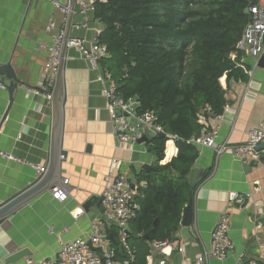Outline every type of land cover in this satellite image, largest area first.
Segmentation results:
<instances>
[{
    "label": "crops",
    "instance_id": "0c3cea01",
    "mask_svg": "<svg viewBox=\"0 0 264 264\" xmlns=\"http://www.w3.org/2000/svg\"><path fill=\"white\" fill-rule=\"evenodd\" d=\"M69 5L71 0H57ZM70 36L90 39L95 31L104 32L105 25L95 12L87 14L90 28L76 27L85 21L76 3ZM64 15L49 0H0V71L4 66L17 77L18 86L10 91L12 82L0 74L6 89L0 88V206L12 200L38 181L36 167L48 168L51 156L53 105L40 94L44 68L48 60L46 46L51 44L47 26L55 21L61 26ZM232 57L235 56L233 53ZM241 60V59H240ZM102 70L108 71L106 62ZM246 78L241 81L221 80L227 105L221 121H209V128L218 127V142L240 145L247 141L248 130L264 117V69L254 67L252 60L245 62ZM98 72L90 68L75 49H68L64 67V118L62 150L66 158L61 167V178L70 179L69 197L65 202L55 200L50 190L23 205L0 223V264H40L55 258L61 249L60 241L50 233L70 228L63 240L68 241L89 231L90 222H102L104 177L118 159V172L133 182L139 190L147 187L142 178L146 167L153 170L158 163L155 147L147 144L125 146L118 142L112 131L107 103L102 96ZM35 90L37 92H31ZM53 92V90H52ZM137 99V98H134ZM201 124H204L201 122ZM205 125V124H204ZM166 144L165 163L178 156L174 144L173 158L168 159ZM199 155L192 167L194 172L210 173L195 192L191 201L193 222L190 227L180 226L169 239L170 256L154 252L149 240L136 234L134 223L129 227V243L136 251L134 264H147L148 258L168 264H200L204 250L211 247V234L220 214L227 208L230 192L246 198L244 206H235L232 212L230 237L235 252L226 261L210 260L204 264H236L244 261H264V151L260 152L258 166L242 164L230 153L216 160L209 147L195 146ZM84 209L85 215L74 219L75 212ZM184 215V213H183ZM109 234L112 246L118 250L117 260L126 259L120 251L119 230ZM179 249L184 251L181 253ZM29 250L32 255L17 263H7L14 254Z\"/></svg>",
    "mask_w": 264,
    "mask_h": 264
},
{
    "label": "trees",
    "instance_id": "16d2710c",
    "mask_svg": "<svg viewBox=\"0 0 264 264\" xmlns=\"http://www.w3.org/2000/svg\"><path fill=\"white\" fill-rule=\"evenodd\" d=\"M248 6L249 0H107L95 6L106 27L100 42L108 48L105 62L119 94L137 98L139 112H154L165 133L178 137V156L170 163L168 136L147 144L155 147L158 163L143 174L147 187L137 197L133 223L142 239L151 233L150 243L172 237L201 184L191 185L199 152L187 141L206 128L202 117L223 114L221 80L246 78L240 57L231 55L250 20Z\"/></svg>",
    "mask_w": 264,
    "mask_h": 264
},
{
    "label": "built area",
    "instance_id": "2783aa9c",
    "mask_svg": "<svg viewBox=\"0 0 264 264\" xmlns=\"http://www.w3.org/2000/svg\"><path fill=\"white\" fill-rule=\"evenodd\" d=\"M51 4L64 15V20L59 26L55 21H51L47 26V32L51 35V44L46 46L48 60L44 68V80L40 86V94L49 101H52V90L55 86L58 67L65 38V29L70 12L69 5H63L57 0H49ZM107 0H75L79 4V13L85 16V21L76 28L87 30L90 28V20L87 16L90 12H95L97 3H106ZM76 13V11H75ZM247 13L250 20L244 29L239 41L235 56L240 57L238 65L246 71L245 62L252 60L254 67H258L260 58L264 55V0H249ZM102 32L95 31L90 39L70 38L67 41V49H75L80 56L86 60L90 68L98 72V81L102 84V96L106 100L107 110L110 115L112 131L118 142L125 146L136 145L141 140L147 138L151 141V136L164 134L169 137V142L175 143L176 136H169L163 127L158 124L157 116L152 111L139 112L140 104L137 99H124L118 92L117 84L109 71L101 69L103 61L110 57L108 48L100 42ZM251 75V72L246 71ZM0 88L6 89V83L0 79ZM31 92H37L30 90ZM206 112H211L207 107ZM215 119L221 121L222 116H215L209 120L202 117L201 122L206 125L200 135L193 136L187 143L198 147H209L216 153V160H219L225 153H230L242 164H250L260 160L258 147L264 143V117L261 122L248 130L247 141L240 145H229L226 142H218V127L208 130L209 121ZM121 162L118 159L112 161V166L108 169L104 177L103 187V214L102 222L93 220L90 222L89 231L64 241L63 235L69 233L70 228L57 232L54 227L50 228V233L60 241L62 246L59 254L55 258L47 259L40 264H134L136 251L129 243V227L138 218L140 210L137 197L140 194L139 188L126 176L118 172ZM38 180L46 173L47 168L36 167ZM70 179L61 180L50 189V192L58 202H65L69 197ZM246 198L237 192H230L227 208L220 214L218 221L211 234V247L204 250L199 258V263L204 264L210 260L226 261L235 252V244L230 237L232 212L235 206H244ZM84 209H78L74 214V219L78 220L85 215ZM119 230V244L126 259L118 262V250L112 246L108 232L112 228ZM173 243L166 239L164 241H154L151 243L154 252H159L163 256H170L167 252ZM179 249V252H183ZM147 264H168L166 259L158 262L153 260V255L148 258ZM236 264H264L259 259L244 261L238 258Z\"/></svg>",
    "mask_w": 264,
    "mask_h": 264
},
{
    "label": "water",
    "instance_id": "95a60500",
    "mask_svg": "<svg viewBox=\"0 0 264 264\" xmlns=\"http://www.w3.org/2000/svg\"><path fill=\"white\" fill-rule=\"evenodd\" d=\"M75 0H71L69 7L70 12L68 14L66 29H65V38L62 47L61 58L58 67V74L55 81V86L52 92V105H53V127H52V139H51V156L49 166L47 168L46 173L39 179L33 186L8 201L5 204L0 206V223L7 218L9 215L17 211L23 205L27 204L35 197L40 194L50 190L53 188L60 180H61V167L62 163L66 158L65 152L62 150V138H63V118H64V95H63V80H64V67L65 60L67 54V41L70 38V30L72 28L73 19L75 15ZM258 67L264 69V55L260 58L258 62ZM102 69V66H101ZM0 74L6 75L9 79L12 80L10 83L9 89L13 91L14 88L18 86L17 77L15 73L10 69V66H4L0 71ZM166 136L164 134H159L158 136H151V140H162L165 139ZM149 141L147 138H144L140 141V144H147ZM258 151H264V143L258 147ZM259 162H252L248 169L258 166ZM151 167H146L145 171L150 172ZM210 173V170H206L205 172H194V178L191 181V185L193 187L198 186L200 183L206 180ZM100 202H103V198H101ZM193 222V207L190 202L188 206L184 210L182 226L190 227ZM149 233L145 238L150 240ZM122 252V248H120ZM32 255V252L29 250H22L7 260V263H17L20 260Z\"/></svg>",
    "mask_w": 264,
    "mask_h": 264
},
{
    "label": "bare ground",
    "instance_id": "6f19581e",
    "mask_svg": "<svg viewBox=\"0 0 264 264\" xmlns=\"http://www.w3.org/2000/svg\"><path fill=\"white\" fill-rule=\"evenodd\" d=\"M170 143H172V142H170ZM173 144V143H172ZM170 145V144H169ZM174 145V144H173ZM169 148V147H168ZM174 151H176V150H174ZM174 151L171 153V154H169L168 153V151H167V154H168V159H170V158H172L174 155H173V153H174Z\"/></svg>",
    "mask_w": 264,
    "mask_h": 264
},
{
    "label": "rangeland",
    "instance_id": "374dc122",
    "mask_svg": "<svg viewBox=\"0 0 264 264\" xmlns=\"http://www.w3.org/2000/svg\"><path fill=\"white\" fill-rule=\"evenodd\" d=\"M170 145H171V147L173 146V144H171V143H170ZM170 145H169V147H170Z\"/></svg>",
    "mask_w": 264,
    "mask_h": 264
}]
</instances>
